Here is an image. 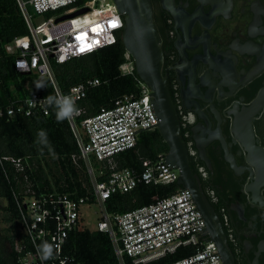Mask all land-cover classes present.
Masks as SVG:
<instances>
[{"label": "built area", "instance_id": "2783aa9c", "mask_svg": "<svg viewBox=\"0 0 264 264\" xmlns=\"http://www.w3.org/2000/svg\"><path fill=\"white\" fill-rule=\"evenodd\" d=\"M25 22L27 33L14 38L5 45V51L14 54V70L22 75L42 78L46 87L29 92L23 99H12L0 108V117L14 119L38 111L49 114V105L42 99L49 94L71 95L75 103L83 100L90 87L100 80L90 79L69 87L66 92L59 88L50 65L51 56L56 63L93 53L115 41L123 27L122 16L113 0H15ZM69 7V8H68ZM81 9L84 14L59 22L62 16ZM50 14L39 23L36 16ZM114 21L115 27L109 22ZM98 26V31H93ZM84 44H91L81 52ZM127 61L120 66L122 74L133 75L134 64ZM139 91L118 98L112 108L102 109L98 114L79 121V112L67 123L78 148L73 158L82 161L89 179L90 195L76 198L73 195L49 192L35 195L14 193L18 216L19 235L14 237L13 251L17 264H79L66 253L68 234L86 228L83 223V207L99 209L95 229L106 233L111 241L118 264H152L179 248H192L193 254L168 264H223L218 249L211 241L203 239L204 222L187 189H177L171 195L149 205L123 214L106 210L105 202L115 193H126L139 184L176 183L179 174L164 161V155L148 162L141 172L131 169L115 170L113 157L135 147L138 135L156 129L157 118L150 102L151 91L138 76L135 77ZM28 83L25 89L28 90ZM35 102V103H34ZM18 170L20 160L10 159ZM103 178V180H99ZM94 214L95 212H91ZM42 241L54 245V254L42 260L37 248Z\"/></svg>", "mask_w": 264, "mask_h": 264}, {"label": "flooded vegetation", "instance_id": "af4514ba", "mask_svg": "<svg viewBox=\"0 0 264 264\" xmlns=\"http://www.w3.org/2000/svg\"><path fill=\"white\" fill-rule=\"evenodd\" d=\"M150 3L203 239L264 264V0Z\"/></svg>", "mask_w": 264, "mask_h": 264}, {"label": "trees", "instance_id": "16d2710c", "mask_svg": "<svg viewBox=\"0 0 264 264\" xmlns=\"http://www.w3.org/2000/svg\"><path fill=\"white\" fill-rule=\"evenodd\" d=\"M50 16L46 14V17ZM26 33L27 28L16 1L0 0V108L6 107L12 99H23L29 92L41 91L35 87L38 82L36 75H22L14 70L15 56L4 48L14 38ZM125 55L120 31L112 44L93 53L70 58L63 63L50 60L62 92L90 79L100 80V84L90 87L86 97L76 104L84 111L79 121L98 114L102 109L112 108L114 102L126 94L138 93L135 70L133 75L122 74L120 70V66L127 61ZM26 83L28 90L24 87ZM41 129L46 130L55 156L36 142ZM78 152L67 121H57L52 106H49L47 116L33 111L28 116L21 115L14 119L7 115L0 117V200L6 202L3 220L4 224H9L0 229V264H17L13 251L14 237L19 235L14 193L23 196L25 190L29 189L27 194L58 192L76 198L90 195L91 187L84 165L80 160L73 161ZM166 152L167 145L157 129L143 131L138 135L134 148L113 157L114 169L127 168L141 172L149 161L154 162ZM10 159L20 160L22 170H18ZM177 189L179 185L176 183L139 184L129 192L112 194L105 207L109 213L123 214L165 198ZM193 252L189 247L179 248L152 264L172 263ZM66 253L79 264H118L108 235L89 228L68 234Z\"/></svg>", "mask_w": 264, "mask_h": 264}, {"label": "water", "instance_id": "95a60500", "mask_svg": "<svg viewBox=\"0 0 264 264\" xmlns=\"http://www.w3.org/2000/svg\"><path fill=\"white\" fill-rule=\"evenodd\" d=\"M113 2L123 19L121 29L123 47L133 61L136 75L151 91L150 102L157 118L156 129L167 145L164 161L178 172L179 178L176 184L183 185L187 189L184 179L188 174V155L185 144L180 138L179 119L168 91L166 77L162 74L163 54L150 0H113ZM87 11L88 9H81L58 18L56 22ZM50 58L53 59L52 56ZM197 209L199 210L198 206ZM220 256L223 264H228L221 254Z\"/></svg>", "mask_w": 264, "mask_h": 264}, {"label": "clouds", "instance_id": "9594fccd", "mask_svg": "<svg viewBox=\"0 0 264 264\" xmlns=\"http://www.w3.org/2000/svg\"><path fill=\"white\" fill-rule=\"evenodd\" d=\"M37 89L46 87V82L43 78L35 84ZM47 105L52 106L55 109V118L57 121H64L74 117L78 112L74 98L69 94L60 93L58 95L49 94L46 98L42 99ZM35 103V102H34ZM38 144L46 147L49 153L53 156L56 155L48 138L47 132L44 129L39 130L37 134ZM54 245L48 241H42L38 246L37 251L42 260H48L54 254Z\"/></svg>", "mask_w": 264, "mask_h": 264}, {"label": "rangeland", "instance_id": "374dc122", "mask_svg": "<svg viewBox=\"0 0 264 264\" xmlns=\"http://www.w3.org/2000/svg\"><path fill=\"white\" fill-rule=\"evenodd\" d=\"M46 18V16H43V17H39V16H36L34 18V21L36 23H39L41 22L42 20H44ZM6 207V202L5 200H0V229L1 228H4V227H8L9 224H4V215H5V211H4V208ZM82 212H83V223L82 225L86 228H89V229H95V226H96V218H97V215H98V212H99V209L97 206H92V207H83L82 209ZM91 212H95L94 214H92Z\"/></svg>", "mask_w": 264, "mask_h": 264}, {"label": "snow or ice", "instance_id": "6c2138e0", "mask_svg": "<svg viewBox=\"0 0 264 264\" xmlns=\"http://www.w3.org/2000/svg\"><path fill=\"white\" fill-rule=\"evenodd\" d=\"M109 24H110L111 27H115V22L114 21H110ZM98 30H99L98 26L93 28V31H98ZM76 38L78 40L82 41L81 47L79 49L81 52L85 51L86 48H91L92 47L91 44H84L83 43V41L85 40V36L84 35H78Z\"/></svg>", "mask_w": 264, "mask_h": 264}]
</instances>
